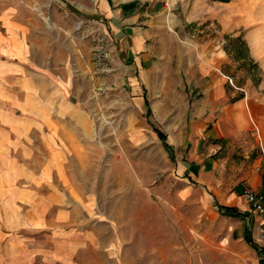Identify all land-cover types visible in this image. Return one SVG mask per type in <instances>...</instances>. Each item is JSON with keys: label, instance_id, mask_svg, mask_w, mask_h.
Returning a JSON list of instances; mask_svg holds the SVG:
<instances>
[{"label": "rangeland", "instance_id": "1", "mask_svg": "<svg viewBox=\"0 0 264 264\" xmlns=\"http://www.w3.org/2000/svg\"><path fill=\"white\" fill-rule=\"evenodd\" d=\"M100 2L0 0L2 21L28 24L29 54L65 87L45 89L46 133L62 137L61 165L47 182L62 204L42 225L91 233L114 264H260L246 225L216 204L221 194H242L255 164L249 115H264V0H165L144 30L152 58L137 69ZM190 123L203 134L190 138ZM28 164L38 169L39 160ZM38 179L30 174L29 185L42 192ZM13 214L0 205V264Z\"/></svg>", "mask_w": 264, "mask_h": 264}, {"label": "crops", "instance_id": "2", "mask_svg": "<svg viewBox=\"0 0 264 264\" xmlns=\"http://www.w3.org/2000/svg\"><path fill=\"white\" fill-rule=\"evenodd\" d=\"M112 1L101 0L100 15L104 18L110 16L111 21H114V24H110L119 37L125 57L132 60L134 69L147 67L152 54L150 49L145 48L147 35L144 30L151 25V19L164 10L165 0H118L115 14L110 7ZM29 30L24 21L14 18L2 21L0 18V205L14 208V225L12 239H8L6 264H114L108 259L107 252H102L104 248L95 246L91 233H84L80 228L69 231L53 229L50 232L42 225L47 221L48 211L62 204L61 196L55 190L50 192L53 185L47 182L48 176L51 179L53 174L56 175L61 165L62 150L58 143L62 137L56 133H46L49 122L43 105L45 89L65 87L49 68L45 65L42 67L32 59L28 46ZM203 89L205 87L196 86L194 91L199 90L200 93ZM254 110L257 115L260 114L257 123L264 135V115ZM200 131L203 134L200 124L188 127L190 138L199 135ZM255 144L254 141V148H257ZM254 150L255 164L241 185V192L244 187L264 192V173L257 170L262 163L258 160V148ZM31 158L39 160L38 169L32 170L29 166L28 160ZM185 170L184 173H188L190 178H195L193 169L188 172ZM34 173L40 175L38 181L42 182L38 186L44 190L42 192L30 188V174ZM218 202V205L234 208L240 213V218L230 219L241 220L247 227L246 231L256 241L255 234L261 219L252 211L242 194H221ZM61 218L62 215H56V222L61 221ZM32 223L35 226L38 223L42 228L35 236L29 231ZM16 236L18 240L15 242ZM83 244L92 256L87 263H81L82 257H79Z\"/></svg>", "mask_w": 264, "mask_h": 264}, {"label": "built area", "instance_id": "3", "mask_svg": "<svg viewBox=\"0 0 264 264\" xmlns=\"http://www.w3.org/2000/svg\"><path fill=\"white\" fill-rule=\"evenodd\" d=\"M250 123L256 134L258 148H259V159L262 163L257 168L258 171L264 173V135L261 132L258 123L254 120L252 115H249ZM243 198L250 205L252 211L261 219V225L256 231L255 238L260 251V259L264 262V192H258L251 187H245L242 191Z\"/></svg>", "mask_w": 264, "mask_h": 264}, {"label": "trees", "instance_id": "4", "mask_svg": "<svg viewBox=\"0 0 264 264\" xmlns=\"http://www.w3.org/2000/svg\"><path fill=\"white\" fill-rule=\"evenodd\" d=\"M219 1L229 2V0H219ZM240 42H241L240 38L231 40L232 46H235V47H237V44ZM241 45H244V43H241ZM251 62H252V66L255 69H257L258 65L254 61H251ZM145 105L147 107H149V101L147 99H145ZM148 112H150L149 109H148ZM156 133L158 134L159 139L162 141L165 150L168 152L170 159L172 160V162H174L176 160L175 159V151H174L173 146L168 143L167 136L158 130H156ZM216 206L219 210V213L224 217H229V218H240L241 217L240 213H238V211L234 208L224 207V206H221L218 204H216ZM246 241L252 248L259 251L258 246L255 244V241H254L251 233H249V232L246 234ZM259 254H260V251H259Z\"/></svg>", "mask_w": 264, "mask_h": 264}]
</instances>
